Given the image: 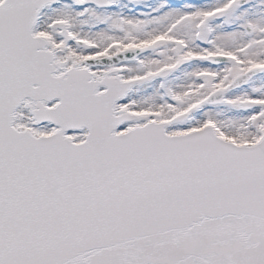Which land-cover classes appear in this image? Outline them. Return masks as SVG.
<instances>
[{"label":"snow or ice","instance_id":"1","mask_svg":"<svg viewBox=\"0 0 264 264\" xmlns=\"http://www.w3.org/2000/svg\"><path fill=\"white\" fill-rule=\"evenodd\" d=\"M0 264H264V0H0Z\"/></svg>","mask_w":264,"mask_h":264}]
</instances>
